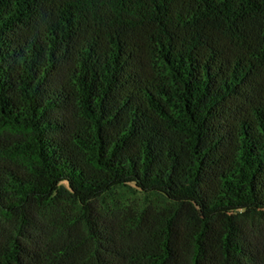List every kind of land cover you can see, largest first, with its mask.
<instances>
[{"label": "trees", "instance_id": "16d2710c", "mask_svg": "<svg viewBox=\"0 0 264 264\" xmlns=\"http://www.w3.org/2000/svg\"><path fill=\"white\" fill-rule=\"evenodd\" d=\"M0 264H264V0H0Z\"/></svg>", "mask_w": 264, "mask_h": 264}]
</instances>
